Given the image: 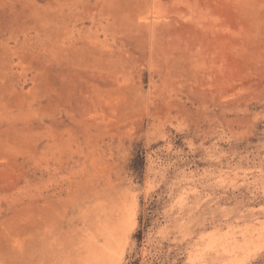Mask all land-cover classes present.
Returning a JSON list of instances; mask_svg holds the SVG:
<instances>
[{
  "label": "rangeland",
  "instance_id": "obj_1",
  "mask_svg": "<svg viewBox=\"0 0 264 264\" xmlns=\"http://www.w3.org/2000/svg\"><path fill=\"white\" fill-rule=\"evenodd\" d=\"M0 264H264V0H0Z\"/></svg>",
  "mask_w": 264,
  "mask_h": 264
}]
</instances>
